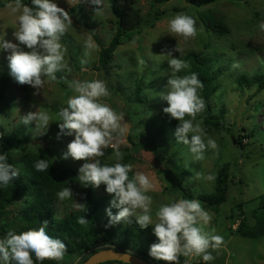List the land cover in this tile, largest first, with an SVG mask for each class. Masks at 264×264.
Masks as SVG:
<instances>
[{
  "label": "rangeland",
  "instance_id": "1",
  "mask_svg": "<svg viewBox=\"0 0 264 264\" xmlns=\"http://www.w3.org/2000/svg\"><path fill=\"white\" fill-rule=\"evenodd\" d=\"M25 1L28 0H22V4ZM82 1L56 0L73 20L61 38L67 49L65 62L71 71L57 72V80L49 79L39 90L41 106L37 111L47 112L52 117L47 133L42 135L45 130L35 128L34 122L28 126L21 122L25 114L20 110L19 99L13 103L8 100L0 103V125L9 133L24 127L28 137V142L13 151L18 166H23L25 154L45 151L52 159L56 178L63 174L65 168L75 170L79 176V168L85 161H76L71 157L64 159L67 146L75 136L65 134L58 137L61 120L57 114L67 106L68 99L76 95L68 82L102 80L110 92V96L103 98L102 102L123 113L124 123L129 127L118 144L123 153V159L119 162L133 165V177L136 172L149 176L154 185V189L148 193L153 198L154 218L161 205L185 199L179 185L189 191L193 199L200 201L199 195L215 191L219 170L227 163L232 167L235 182L227 192L226 201L213 207L200 201L212 216L205 230L223 236L226 245L218 252H212L215 257L212 261L181 256L180 264H184L186 259L190 264H264V236L245 238L235 234L242 221L256 223L254 210L258 197L264 193V90L260 91L256 84H246L245 87L239 84L242 75L264 74V31L259 28L260 23L264 22V0H220L203 7H197L188 0H170L164 4L154 3V0H137L136 7L145 18L157 6L164 11L163 16L154 26L143 27L131 40L121 44L107 68L100 66V51L117 32V3L105 0L102 16L96 15L94 6H87L94 23V26H87L86 17L80 9ZM9 4L15 6V0H0V40L18 43L14 32L18 27L19 13L13 14ZM73 7L76 8L75 12L70 11ZM179 13L196 20L199 34L194 39L186 41L169 33L168 21ZM208 17L219 19L229 31L225 33L208 28L203 21ZM89 37L97 49L90 56H85L84 43ZM177 44L181 52L173 55L190 64V68L179 75L190 73L188 55L191 53L210 59L212 70L219 69L220 75L215 79L209 101L211 116L215 121L224 119L226 127L219 129L214 123L207 122L205 111L198 114L197 121H202L206 137L213 138L218 145L216 151L208 150L202 161L194 159L188 145L176 141L177 128L165 123L161 114L167 105L161 95L171 75L168 66L170 57L165 54ZM8 55L9 52L0 51V81L8 70ZM234 64L238 66L233 67ZM257 102H263V105L258 106ZM104 151L105 156L100 158L102 163L114 165L118 162L114 158L113 147ZM209 174L214 175L213 181L204 179ZM62 178L66 180L62 189L71 187L74 197L64 201L57 198L54 208L58 218L80 209L79 203L84 206L87 200L86 186L79 179L73 178L72 174ZM92 190L96 197L105 194L103 184L99 188L92 187ZM25 200L19 199L6 218L1 219L0 225H4L7 233L24 224L19 213ZM146 230L143 247L148 244V237L154 234L153 226ZM91 252L72 259L64 258L59 263L82 264ZM148 256L152 264H167Z\"/></svg>",
  "mask_w": 264,
  "mask_h": 264
},
{
  "label": "clouds",
  "instance_id": "2",
  "mask_svg": "<svg viewBox=\"0 0 264 264\" xmlns=\"http://www.w3.org/2000/svg\"><path fill=\"white\" fill-rule=\"evenodd\" d=\"M94 6L96 15H103L106 7L105 0H88ZM13 14L18 15V27L14 37L18 43L6 39L0 40V51L9 52L10 75L21 85H29L37 92L50 79L57 80L56 73L71 71L65 62L66 47L61 38L73 24L69 12L60 7L56 0H32V6L15 0V6L9 4ZM259 28L264 31V22ZM169 33L177 38L190 40L197 37L199 30L196 20L186 14L179 13L168 21ZM179 43V42H178ZM85 56H90L97 49L93 39L89 37L85 43ZM27 49V50H25ZM181 52L178 44L167 51L168 66L171 75L168 77L165 91L161 98L167 102L163 111L176 120L179 125L175 131L176 141L189 146L196 161L205 159L208 150L216 151L217 142L206 137L202 121H197L198 114L205 109V102L199 94L203 82L198 74L188 75L179 73L190 68V64L173 55ZM238 65H233L237 67ZM69 87L76 93L67 101L57 114L60 117V132L62 135H73L75 138L68 144L64 159L71 157L76 161H85L79 168V182L83 186L99 188L102 184L106 191L113 195L111 207L106 209L109 223L106 227L133 220L140 228L153 226L158 243L150 246L149 255L167 264H180V257H202L209 262L215 259L212 252L219 251L226 245L224 237L205 230L212 216L196 199H179L175 202L161 205L153 217V198L148 195L154 189L149 176L136 172L134 177L132 164L120 163L123 153L118 144L121 137L129 131L124 123L123 113H118L103 98L110 96L107 85L102 80L68 82ZM52 117L44 111H28L21 122L25 125L35 123V128L47 133ZM113 147L114 165L101 162L105 156L104 149ZM37 172H45L49 168L48 161L40 159L34 162ZM20 171L8 162L7 154H0V186L7 187L18 179ZM213 181L214 175L204 177ZM60 201L71 200L74 192L71 187H65L57 193ZM83 207V204L79 203ZM112 207L118 209L113 214ZM88 221L80 217L78 223ZM47 223V222H45ZM67 253V245L60 239L49 235L44 226L33 228L16 234L9 231L0 238V264H43L45 260L62 261ZM33 256L35 259H33ZM124 264H130V256H122ZM184 264H190L186 259Z\"/></svg>",
  "mask_w": 264,
  "mask_h": 264
},
{
  "label": "trees",
  "instance_id": "3",
  "mask_svg": "<svg viewBox=\"0 0 264 264\" xmlns=\"http://www.w3.org/2000/svg\"><path fill=\"white\" fill-rule=\"evenodd\" d=\"M170 0H154V3L164 4ZM191 4L197 7L207 6L216 3L220 0H188ZM116 9L119 13L117 21V32L107 46L101 48L99 63L102 68H107L111 62L114 53L118 47L124 42L131 40L133 36L143 29V27L154 26L155 22L162 18L163 12L157 6L150 12L148 17H144L136 7L137 0H114ZM24 5L32 6V0L24 2ZM92 7L88 0H83L80 9L86 17V25L94 26L89 13V8ZM75 12L76 8L70 9ZM205 25L212 30H220L228 32L229 30L217 18H203ZM191 62V71L195 72L199 79L203 82V89L199 90V94L205 102V118L207 122L214 123L219 129L226 127L224 119L215 121L211 116V104L209 98L215 88V79L219 77V69L212 70V61L208 58H203L198 54L191 53L188 55ZM7 71L2 75L0 81V103L4 100L13 103L19 99V107L23 114L28 111H37L41 106V96L29 85L19 84L11 75L9 66ZM239 84L243 87L248 85H257L258 89L264 90V74L254 76L242 75L239 78ZM140 96V92H138ZM258 106H262L263 102H257ZM168 105H165L167 107ZM8 111L6 112V114ZM222 117L225 116V111L222 112ZM164 122L173 124L176 128L179 121L172 118L170 114L161 113ZM28 142V137L24 127L17 129L14 132H6L4 127L0 125V154H7L8 162L19 169V178L10 183L7 187L0 186V221L6 218L10 208L19 199H26L20 210V217L24 224L22 227L15 229L13 232L20 234L24 231L44 226L49 235L62 240L67 245V253L65 259L83 255L90 251L91 254L97 250L114 246L119 249L131 250L142 254L147 259H150L148 254L150 246L153 243H158V238L152 234L148 237V244L143 247V239L146 229L140 226L133 220L132 223L123 225L121 223L106 227L109 223V218L106 209L111 207L113 195L107 193L106 186L103 185L105 194L96 197L93 193L92 186H86L87 195L86 203L80 209L73 211L62 218L55 215V202L57 193L62 190L66 184V180L62 176L78 179V174L75 170L65 168L63 174L56 178L54 176V164L51 157L45 151L38 153H28L23 156V166H18L16 163L13 151L20 148L24 143ZM241 143V142H240ZM45 159L48 161L49 168L45 172H37L34 168V162ZM111 166V164H109ZM232 167L230 164L224 165L218 172L216 178V188L212 193H204L199 195L201 202L208 207L220 205L226 201L227 192L230 186L235 182L232 177ZM133 177L132 172L129 173ZM185 199H193L189 191H185L184 187L179 185ZM113 214L118 212V209L112 207ZM254 218L256 223L250 224L248 220H244L239 224L235 234L245 238H259L264 236V193L258 197V205L254 210ZM80 217H84L88 222L85 224L78 223ZM47 222V223H45ZM1 224V223H0ZM7 233L4 225H0V238H3ZM147 251V253H146ZM90 254V255H91ZM89 255V256H90ZM87 256L84 260H86ZM33 259L35 257L33 256ZM118 261H108L102 264L114 263ZM121 263V262H119ZM40 264V262H36ZM43 264H60L57 261L45 260Z\"/></svg>",
  "mask_w": 264,
  "mask_h": 264
},
{
  "label": "water",
  "instance_id": "4",
  "mask_svg": "<svg viewBox=\"0 0 264 264\" xmlns=\"http://www.w3.org/2000/svg\"><path fill=\"white\" fill-rule=\"evenodd\" d=\"M122 256H130V264H152L149 259L142 254L131 251L119 249L114 246H108L92 253L82 264H102L108 261H118L124 263Z\"/></svg>",
  "mask_w": 264,
  "mask_h": 264
},
{
  "label": "built area",
  "instance_id": "5",
  "mask_svg": "<svg viewBox=\"0 0 264 264\" xmlns=\"http://www.w3.org/2000/svg\"><path fill=\"white\" fill-rule=\"evenodd\" d=\"M194 264H198V263H194Z\"/></svg>",
  "mask_w": 264,
  "mask_h": 264
},
{
  "label": "crops",
  "instance_id": "6",
  "mask_svg": "<svg viewBox=\"0 0 264 264\" xmlns=\"http://www.w3.org/2000/svg\"><path fill=\"white\" fill-rule=\"evenodd\" d=\"M202 264H204V263H202Z\"/></svg>",
  "mask_w": 264,
  "mask_h": 264
}]
</instances>
